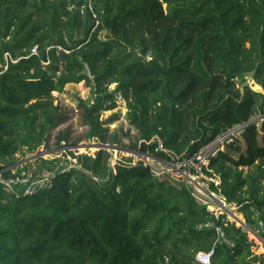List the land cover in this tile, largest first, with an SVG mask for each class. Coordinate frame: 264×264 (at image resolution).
<instances>
[{"label":"trees","instance_id":"16d2710c","mask_svg":"<svg viewBox=\"0 0 264 264\" xmlns=\"http://www.w3.org/2000/svg\"><path fill=\"white\" fill-rule=\"evenodd\" d=\"M88 4L95 32L91 12L84 22L79 13ZM253 71L264 90V0H0V164L46 146L64 121L53 94L86 82L95 92L93 105H80L86 139L114 151L125 145L100 116L118 95L139 133L132 147L174 162L247 125L246 150L233 137L204 171L220 179L210 190L264 231V121L249 124L264 117V95L245 85ZM68 142L64 133L57 145ZM56 162L38 161V171ZM111 162L104 150L82 155L80 169L33 197L0 184V264H199L212 250V264H264L248 232L197 201L190 185L132 159Z\"/></svg>","mask_w":264,"mask_h":264},{"label":"rangeland","instance_id":"374dc122","mask_svg":"<svg viewBox=\"0 0 264 264\" xmlns=\"http://www.w3.org/2000/svg\"><path fill=\"white\" fill-rule=\"evenodd\" d=\"M81 19L83 22L85 21V17H82ZM77 37H78V39L83 37L82 30H79L77 32ZM100 37L102 39H105L107 37V32L106 31L102 32L100 34ZM246 80H248V81L245 85L252 87V89L257 88L258 85L255 84L253 79H251L247 76ZM114 90H115V85H113L110 88V91H114ZM53 96L55 98L54 104L61 109V112L64 115V121L62 123L56 125L55 127H53L50 130L49 135H48L47 140H46V144H45L46 146H43L40 149L41 152L55 150L58 147V145H57L58 137L64 133L69 134V142L68 143H71V144H74L77 146L81 145L82 143H86V144L92 143L95 146V148L92 150L95 151L96 149H98L99 148L98 146H100L101 143H99V142L93 143V141H88L86 139L87 135L90 132V128L83 123V120H82L83 109L80 106L82 102H86L90 105L94 104V102H95L94 88L89 87L86 82H82L80 84H69V85H66L63 93L55 92L53 94ZM116 99H117L116 100L117 101L116 107L113 110L102 112L101 116H100V121L105 123V127L110 129V133H114V132L117 133L118 137L120 138V140H122V143L125 145V147L114 145L116 147L122 148L123 150L122 151H114L113 150L112 152L111 151H107V152L112 156L111 164L113 167H115L118 163H120L124 159L126 161L129 159H132V164L134 166H138V163L136 161H134V158L132 157V153L134 152V150H137V149L133 148L132 145L137 144V143L139 145H141L139 133H138L137 129L135 127H133L128 120V108H127L126 101L122 102L119 98H116ZM253 121H256V123H258V124H261L264 121V117H257ZM235 137L240 142L243 151H245L246 150L245 142L243 140H241L240 136L235 135ZM93 151L92 152L90 151V155L91 156L94 155L93 157H95L97 152H93ZM220 151H224V152L229 151L227 144H224V145L221 144ZM165 152H167V151H165ZM36 154L37 153L29 154L25 150L20 151L17 155H15V158H14L15 160L11 163L13 164V163L19 162L23 159H31L32 163H31V166H29V168L31 170L30 173H33V171H36V168L38 167V164H37L38 161L35 162V157H36L35 155ZM233 155L235 158L239 157V155L236 153H233ZM63 157L64 156H62V155L54 154L53 156H49L48 160L53 161L51 159H62ZM165 162L169 164V162H167V161H165ZM208 163L209 162H207V165H208ZM39 165H42V163H39ZM153 165L156 167H160L163 170V174H161L159 177L157 176L160 180H167L174 185H175V183H177V181L181 180V181L187 183L188 185H190L188 179L181 178L178 175H171L170 173L168 174L167 166H160L159 164H156V163H153ZM244 170H245V172L248 171V169H244ZM204 174H205V172H204ZM210 183H215V185L218 186V185H220V179H218L217 177L211 178V177L206 175V178L204 179V185L203 186H205V188L208 191L213 193L210 190ZM191 189L193 191V196L196 198V200L198 201L197 197H199V199L202 200L201 203L206 204L208 206V209L211 212L215 213L217 216L221 215V213H224V215L227 216L229 221L234 222L233 219L231 218V215L229 214V212L222 210V206H219L218 204H215V203L207 200L203 196L199 195V193H197V191H195L192 187H191ZM216 195L218 196L220 201H222V200L224 201L222 196H220L218 194H216ZM226 205L228 206L227 208L229 210L230 209L232 210L231 211L232 213L239 214L236 206L228 205L227 203H226ZM262 224H263V222H262ZM260 226H263V225H260ZM237 227H239V226L237 225ZM247 228H248V226H247ZM259 228H260V230H257V231H252V230H249V228H248L247 232L249 234V239L255 243V246L253 247L252 250L257 255H262V254H264V231L262 230V227H259ZM252 232H255L257 239L252 238V235H251Z\"/></svg>","mask_w":264,"mask_h":264},{"label":"built area","instance_id":"2783aa9c","mask_svg":"<svg viewBox=\"0 0 264 264\" xmlns=\"http://www.w3.org/2000/svg\"><path fill=\"white\" fill-rule=\"evenodd\" d=\"M88 11L91 12L93 18L96 20V24L93 28V32H95L98 26L100 25V21L98 20V17L94 12L93 6L91 4H88L79 8V13L82 17H86ZM58 49L62 50L60 47H58ZM38 54V48H33L31 51V55L36 56ZM5 57L7 60H12L9 54H6ZM50 62L51 61L48 58L46 61H42V65L48 66ZM89 77L91 79H94L91 74H89ZM117 98H119L122 102L125 101L121 95H118ZM246 126L247 125L238 126L233 130L225 133L224 135L217 138L214 142L205 146L204 149L202 148L201 150H199L193 157L184 161L174 162L165 159L169 162L168 164L164 162V158L152 155L149 152L143 151L141 149L134 150V152L132 153V157L134 158V161L138 163V165L144 164V166L149 167L151 169V172L158 177L163 174V170L160 167L154 166L153 163L159 164L160 166H167L168 174L170 173L171 175H178L181 178L188 179L191 187L196 191V189L194 188L195 184L191 181L190 176L195 179V183L204 185V179L206 178L204 170L209 165V163L207 165L209 159L211 157L216 156L218 152H220L221 144L224 145L226 144V142H231V139L235 137V135L240 136ZM95 142L96 141H93V143ZM91 144L92 143H88L84 145L83 147L85 148V150L80 149L81 145L77 146L71 143H63L61 146H58L55 150L52 151L41 152L40 150L35 155V162L41 160L49 161L48 157L53 156L54 154L64 156L62 159H51L53 161L57 160L53 170L42 169L38 171V168H36V171L30 173L31 170L29 166H31L32 163L31 159H23L13 164H0V184L3 186L4 191L9 194H14L23 197H33L45 190L50 189L53 185V180L56 178L57 175L68 174L73 170L80 169L78 158L82 155L91 156L90 151H93L91 148ZM158 145L161 151H166L163 147L162 142H159ZM98 147L99 148L93 152H99L101 150L111 152L113 151L106 149L108 147ZM93 156L94 155H92V157ZM197 198L199 202H202L199 197ZM223 199L224 201L222 200V202L226 204V199L224 197ZM260 225H263L262 222L259 224V226ZM260 227H262L263 230V226ZM242 228L247 231L249 227L247 228L246 226ZM249 230L251 229L249 228ZM258 230H260V228ZM252 233L255 234V232ZM214 255V250H212L209 253H199L195 259L199 264H212Z\"/></svg>","mask_w":264,"mask_h":264},{"label":"bare ground","instance_id":"6f19581e","mask_svg":"<svg viewBox=\"0 0 264 264\" xmlns=\"http://www.w3.org/2000/svg\"><path fill=\"white\" fill-rule=\"evenodd\" d=\"M259 87L257 86V88L256 89H258ZM84 145H86V143H82L81 144V146H80V149H82V150H85V148L83 147ZM92 146H91V148L92 149H94L95 148V146H94V144H91ZM165 160V159H164ZM166 161V160H165ZM164 161V162H165ZM168 162V161H167ZM166 163V162H165ZM190 179H191V181L195 184L194 185V188L196 189V191H197V193H199V195H201V196H203L204 198H206L207 200H209V201H211V202H213V203H215V204H218L219 206H222V210H224L225 211V208L226 209H228L227 207V205L224 203V202H222V201H220L219 200V198H218V196L216 195V194H213V193H211L210 191H208L206 188H205V186H203V184H198V183H195V179L193 178V177H191L190 176ZM229 210V209H228ZM232 210L230 209L228 212H229V214L231 215V218L233 219V221L239 226V227H246V222H245V219H244V217L241 215V214H234V213H232L231 212ZM251 235H252V238H255V239H257L256 237V235L255 234H253V233H251ZM253 240V239H252Z\"/></svg>","mask_w":264,"mask_h":264},{"label":"water","instance_id":"95a60500","mask_svg":"<svg viewBox=\"0 0 264 264\" xmlns=\"http://www.w3.org/2000/svg\"><path fill=\"white\" fill-rule=\"evenodd\" d=\"M256 71H253L251 74H250V78L253 79V76L255 75ZM258 89H253L256 93L258 94H261V95H264V90L262 89L261 86L258 85ZM252 88V87H251ZM252 123H256V121H252L250 122L249 124H252ZM101 147L105 148V147H111V149H113V146H110V145H104V144H100ZM114 150V149H113ZM224 211V210H223ZM225 211L228 212L229 210L225 208ZM224 214V213H223Z\"/></svg>","mask_w":264,"mask_h":264}]
</instances>
